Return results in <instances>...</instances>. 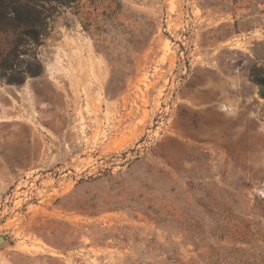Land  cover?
Returning <instances> with one entry per match:
<instances>
[{
    "label": "rangeland",
    "instance_id": "obj_1",
    "mask_svg": "<svg viewBox=\"0 0 264 264\" xmlns=\"http://www.w3.org/2000/svg\"><path fill=\"white\" fill-rule=\"evenodd\" d=\"M0 264H264V0H0Z\"/></svg>",
    "mask_w": 264,
    "mask_h": 264
},
{
    "label": "water",
    "instance_id": "obj_2",
    "mask_svg": "<svg viewBox=\"0 0 264 264\" xmlns=\"http://www.w3.org/2000/svg\"><path fill=\"white\" fill-rule=\"evenodd\" d=\"M1 241H4V240H3V239H0V242H1Z\"/></svg>",
    "mask_w": 264,
    "mask_h": 264
}]
</instances>
